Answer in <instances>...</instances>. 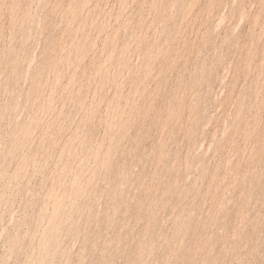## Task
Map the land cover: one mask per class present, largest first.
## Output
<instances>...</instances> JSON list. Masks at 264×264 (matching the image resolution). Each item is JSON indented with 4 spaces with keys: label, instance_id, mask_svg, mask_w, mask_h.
Segmentation results:
<instances>
[{
    "label": "rangeland",
    "instance_id": "374dc122",
    "mask_svg": "<svg viewBox=\"0 0 264 264\" xmlns=\"http://www.w3.org/2000/svg\"><path fill=\"white\" fill-rule=\"evenodd\" d=\"M0 264H264V0H0Z\"/></svg>",
    "mask_w": 264,
    "mask_h": 264
}]
</instances>
